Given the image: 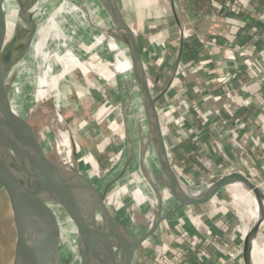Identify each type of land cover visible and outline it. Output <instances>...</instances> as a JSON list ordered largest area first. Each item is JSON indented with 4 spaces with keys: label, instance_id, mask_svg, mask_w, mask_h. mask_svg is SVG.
Wrapping results in <instances>:
<instances>
[{
    "label": "crops",
    "instance_id": "obj_1",
    "mask_svg": "<svg viewBox=\"0 0 264 264\" xmlns=\"http://www.w3.org/2000/svg\"><path fill=\"white\" fill-rule=\"evenodd\" d=\"M117 1L125 20L135 31L144 56L149 80L153 82L152 93L158 96L156 106L170 163L179 178L197 189L202 188L200 185L205 181L210 183L212 177L229 171L261 180L264 80L259 85L256 78L264 75V0H238L241 8L237 14L230 13L226 5L216 7L215 3L192 10L178 0ZM233 23L241 27L233 26ZM254 33L259 36L254 37ZM186 43L192 47L184 53ZM78 82L80 86L85 84L79 74ZM114 84H117L114 78L106 82L93 78V82L84 87L87 99L81 100L83 106L87 103L96 105L95 117L84 125V132L92 142L88 159L104 166L108 159L116 157V162L106 168L109 174L117 169L125 156L129 136L119 96L124 86L115 87V101L107 100L113 98ZM58 92V97L53 94L51 101L55 109L51 121L57 127L62 116L56 100L58 98L59 102L63 95L61 89ZM72 136L70 133L62 141L74 152L80 139ZM120 143H123L122 149H119ZM131 157L127 154L126 163ZM78 160L86 161L83 156ZM186 177L194 184L188 183ZM130 182L125 181L127 188H130ZM108 183L97 187L103 190ZM121 190L123 195L125 191ZM223 195L224 192L211 201L194 206L180 207L177 201L174 202L169 207L174 214L137 249L133 264H157L153 261L155 250L164 259L172 261L182 256V260H186L184 264H243V221L233 206L229 208L225 205L228 203L221 200ZM254 196L253 226L262 215L259 192L254 190ZM134 198L131 193L129 200L132 202L124 209L131 222L132 211L138 208ZM145 201L139 204L143 209L148 203L147 197ZM142 215L146 217L145 213ZM190 217L205 218L208 229H217L221 240L233 242L240 252L238 259L225 262L214 250L203 258L198 242L187 247L175 240L178 229L190 230L200 241L210 237L211 233L199 232L191 224ZM261 219L255 239L264 251V216ZM220 225L221 229L218 228Z\"/></svg>",
    "mask_w": 264,
    "mask_h": 264
},
{
    "label": "water",
    "instance_id": "obj_2",
    "mask_svg": "<svg viewBox=\"0 0 264 264\" xmlns=\"http://www.w3.org/2000/svg\"><path fill=\"white\" fill-rule=\"evenodd\" d=\"M3 2L0 0V184H5L4 172L7 163H11L9 172L14 175L16 180L12 188L17 192L19 198L15 207L10 211L0 197V218L9 223L15 233L13 264H56L50 242L49 227L42 213L41 201L42 191L49 176L50 160L46 155L43 143L28 120L18 113V106L14 102V95L18 94L16 61L21 59L26 51L36 26L32 25L31 28L27 27L23 30L25 38L16 52L17 58L14 59L11 51L13 43L6 32L2 17ZM104 3L110 17L111 31L115 34L113 37L108 36L112 42L113 40L119 41L124 46L132 71L140 84L139 97L145 122V138L157 162L154 171L156 201L154 213L148 226L139 234L131 235L129 229L114 217L106 202V194L116 179L111 180L99 193V188L81 174L77 166H63L55 161L59 167L67 168L82 186L97 194L101 216L104 219L99 227L101 229L113 228L110 232L118 230L120 235L118 251H114L113 244L116 241L114 236L111 240L112 243L107 242L112 244L111 251L109 250L110 257L102 261L105 256L104 253H99V249H103V245L99 244L102 236L89 233L83 227L85 208L80 201L74 217L80 264H133L137 249L156 233L163 221L174 214V211H171V208L166 204L167 191L176 199L180 207H187L211 201L222 192L230 190V187L238 185L250 187L259 192L262 207L261 217L249 233L244 235L242 241V261L243 264H249L250 242L252 238L256 237L261 218L264 216L262 189L258 186L257 181L239 172L220 175L203 189L188 187L179 178L170 163L156 106L158 96L151 91L144 56L139 49L135 31L125 20L117 0H104ZM24 22L30 26L32 19L24 20ZM178 25L181 30L180 23ZM17 31L19 30L17 29ZM68 187L70 184L62 180L55 183L56 192ZM56 192L54 195H57Z\"/></svg>",
    "mask_w": 264,
    "mask_h": 264
},
{
    "label": "bare ground",
    "instance_id": "obj_3",
    "mask_svg": "<svg viewBox=\"0 0 264 264\" xmlns=\"http://www.w3.org/2000/svg\"><path fill=\"white\" fill-rule=\"evenodd\" d=\"M3 1L4 2L2 5V17L6 28V32L11 37V42L13 43L11 51L14 59L17 58L16 52L17 50H19L20 47V39H19L20 32L17 31L14 27L17 25V22L20 20L23 21L24 24H26L21 27L22 30H24L27 27L31 28L32 25H35L39 29H41V31L45 29V25L40 26L41 24L39 23L43 19L45 20L47 19L46 25L48 30L51 29L56 30L57 25L59 22H61V20L64 19L71 20L74 27L77 29V33L76 35H71L69 37L70 39H68V41L66 42V45H64L69 48L64 49L60 53V55L65 57L66 60L71 65L79 61L77 52H71V49L74 48L75 50V48L78 47V44L81 43L82 40L80 39V37L78 38L77 35L82 31H84V29H86L89 34L98 37H101L102 35L106 37H109L108 35H111L113 37V35H115L111 31L110 17L106 10L104 0H3ZM33 8L34 10L35 9L43 10L44 13L33 11ZM28 19H32V23H30V26L27 25L26 22H24V20L27 21ZM94 31H98L99 34H94ZM109 41L110 43H112V46L116 51L118 58V65L120 67L122 66L127 68L128 71V74L127 73L124 74V81H126V87H129L128 96L126 99H124L125 111L123 110V116L127 123L128 133H129L128 142H127L128 146L126 147L125 157L127 159V154L132 155L129 163L125 162L126 163L125 170H123L121 174L118 173L117 175L112 176L110 180L114 179L120 174L119 179L123 181L126 176L133 175L134 172L137 176L134 178L136 180L133 183V185L130 186V188L131 187L137 189L139 188L144 192L147 191L148 186L155 183L154 171L157 162L155 155L152 153V149L146 142V138H145V122H144V117H143L140 97H139L140 84L137 77L132 71L131 63L125 52L124 46L119 41L113 40L112 42L111 39ZM37 47L38 45L36 46V48ZM22 61H23L22 58L16 61L17 64L16 68L22 66ZM54 66L55 64L49 63L48 67H44L42 75L40 76V78H38L37 83L34 85L36 97L37 96L39 97L41 93L44 91L43 84L45 82V78L47 79L49 77L48 73L49 71H52ZM22 70L23 69H21L20 73H22ZM55 73L57 74L56 70ZM57 82L58 79L54 80L53 82L54 91L55 89L57 90ZM57 104H58V98L56 100V105ZM17 108L19 110L18 113L22 115V113L20 112L21 108L20 107ZM45 151L48 159L50 160L49 163L50 170H49V176L46 179L42 191V198H41L42 213L44 214L49 227L50 242L55 255V263L60 264L59 256H61L62 259L64 255L66 256L65 247H64V245L66 244L68 245V250L73 251V253H75V256H77L78 260L76 261V264H80V257L78 255V250H77L76 226L74 221L76 209L80 204L79 203L80 201L82 202L85 208L83 227L86 228L89 233H96L95 235H98L99 237L102 236V239L99 240V244L103 245L102 246L103 249H99V253H104L105 255L104 258H102V261L107 260L110 257L109 250L111 249V245H112V244L110 245L107 242L109 241L110 243H112L111 240L115 236L116 241L113 244L115 247L114 251L117 252L120 247L119 231L114 230L113 233H111L110 231L113 228L109 229L107 227L105 229H101L99 227L100 226L99 224L102 223L104 219L101 216V207L97 198V194L89 190L88 188L82 186V184L79 181H77L74 175L71 172H69L67 168L65 171H63L61 167L55 164V161L48 154V150ZM10 164L11 163H7V167L4 172L5 184L4 183L3 184L8 192V195L11 199L13 206L15 207L19 195L12 188V185H15L16 180L14 178V175L9 172ZM61 180L70 184V187L61 190L59 189L56 192L55 183ZM230 188L231 189L228 190V194L232 197L233 200H235L236 202L238 201V203L242 204L241 209L238 207L239 210L238 209L236 210L243 221V235L248 234L253 227V217L255 212L254 189L242 185L232 186ZM55 192L57 195H54ZM133 194H135V192ZM166 194L168 198L166 204L170 207L174 202H176V199L173 196H171V194L168 193V191ZM134 196L137 197V195ZM155 201L154 203H150V207H152L151 208L152 212L154 211ZM250 243L251 246L249 249V261L251 262V264H264V251L262 247L259 245L258 240L252 238Z\"/></svg>",
    "mask_w": 264,
    "mask_h": 264
},
{
    "label": "trees",
    "instance_id": "obj_4",
    "mask_svg": "<svg viewBox=\"0 0 264 264\" xmlns=\"http://www.w3.org/2000/svg\"><path fill=\"white\" fill-rule=\"evenodd\" d=\"M179 3L189 9L196 10V9H202L207 5H210V3H215L216 7L226 5L230 13L237 14L238 10L241 8V3L238 0H178ZM233 26L241 27L239 24L233 23ZM259 36L258 33H254V37ZM188 43L184 46V53L189 51L192 46H190ZM114 48L110 44H100L94 47L89 52H84L81 48L77 47L72 48L71 52H77L78 54V62L69 65L67 67H62L58 70V73L56 74V77L58 80L60 77H66L68 84H64L61 88L59 87L57 90L63 92L62 98L58 102V109L60 111V114L62 116V122L58 125V135L59 139H65L68 134L72 133V137L74 139L79 136V144L76 146V150L72 152L68 148H66L64 145L59 146L58 150V156H59V163L62 165H71L73 164L75 160V164L81 174L86 176L94 185L99 184H106L110 180V175L106 168L111 167L117 160L116 157H111L107 160L105 165L101 166L96 160L88 159L89 158V148L92 145L90 136L86 134L84 131L86 130L84 128V125L87 124L90 120L93 119L96 115V105L87 103L85 106H83L86 98V95L84 94V87L85 85H88L90 82H93V78L98 77L99 79H102L106 82L111 78H114V80L117 81V84H114V93H112L113 98H108L107 100L112 101V99L116 100V86L121 85L124 83V72L125 67H120L118 65V58L113 53ZM60 63V58L58 60V63ZM196 63V62H194ZM114 73V74H113ZM78 74L81 75L84 79L85 84L80 86L78 82ZM264 75H261L260 77H251L256 78V81L258 84L263 83ZM80 79V77H79ZM111 81V80H110ZM109 81V82H110ZM81 82V79H80ZM150 88L152 91V85L153 82L150 81ZM64 88V89H63ZM59 93V92H58ZM54 94L53 85L51 82H49L45 88V91L38 97H36L38 101L43 100L47 101L51 97V95ZM60 94V93H59ZM111 96V95H110ZM61 97V95H60ZM175 104H178V102H175ZM159 110V109H158ZM111 123V119H109ZM123 148V143H120L119 149ZM85 157L86 161L78 160L80 157ZM206 180V179H205ZM186 181L188 183L194 184V181L191 180L189 177H186ZM209 183L205 181L200 186H207ZM121 188L115 187L112 189V193L108 196H106V201L111 204L112 207H114L118 212L114 213V217L122 224H124L128 229L131 228V225H133V222L129 221L126 217L124 210L120 208L121 204L116 200L119 198L122 194ZM154 192H156L155 186H154ZM152 198V196L149 195V198ZM150 198V199H151ZM192 222L191 224L198 229L199 232L206 231L210 234V237L204 238L201 241L197 240L194 234L190 230H176L178 233V236L175 237V240L180 242L183 245H186L187 247L194 246L197 242L199 243V254L203 258L205 256L210 255L212 250L216 251L217 254H219L220 258L224 260L225 262L229 259H238V256L240 255V252L238 250V247L233 242H227L220 239L219 232H216L217 229L215 228H209L206 226L205 218H189ZM147 223V219L144 215L141 216L140 224ZM138 223L137 227H142ZM221 229L220 227H218ZM233 233L231 231V240L233 241ZM155 249V248H154ZM156 251V250H155ZM154 252L153 254V261L157 262L159 252ZM181 251V250H180ZM183 262V263H182ZM186 263V260H182V256L178 257L175 260H168L163 259L164 264H184ZM227 264V263H226Z\"/></svg>",
    "mask_w": 264,
    "mask_h": 264
},
{
    "label": "rangeland",
    "instance_id": "obj_5",
    "mask_svg": "<svg viewBox=\"0 0 264 264\" xmlns=\"http://www.w3.org/2000/svg\"><path fill=\"white\" fill-rule=\"evenodd\" d=\"M33 11L44 13L43 10H38V9L34 10V8H33ZM46 20L43 19L42 21L39 22L41 24L40 26L45 25V29L43 31H41V29H39L37 26L35 27L32 39L26 51L24 52L23 56L21 57L23 61H22V66L18 68V83H17L18 94L14 95V102L16 103L18 107L21 108L20 112L22 113V116L28 120V122L34 129L35 133L37 134L38 138L46 147V148L44 147L45 150H48V154L50 155V157L54 161L59 162V159H58L59 158L58 156L59 146L60 145L65 146L66 143L65 141H62V139H59L57 126H55V124L51 121V118H53V115L55 114V109L51 103L53 96L51 95L49 100L44 101V102L36 100L37 98L35 96V86L34 85L37 83L38 78H40V76L42 75L44 67H48L49 63L55 64V66L53 67L52 71H49L48 73L49 77L47 79L45 78V82L43 84L44 91L49 82H51L53 85L54 80L58 79L56 77L55 70L58 73V70L60 68L71 65L69 64V62L66 60L65 57L60 55V53L64 49L69 48L64 45H66V42L68 41V39H70L69 37L71 35H76L77 29L74 27L71 20L64 19L58 23L56 30L54 29L48 30L47 25H46L47 23ZM23 25H26V24H24L23 21L20 20L17 22V25L14 27L16 30L18 29L20 31V37H19L20 44L25 38V33L21 28ZM94 34H99V33L98 31H94ZM77 37L78 38L80 37V39L82 40L81 43L78 44V47L81 48L86 53L91 51L94 47L102 43L104 44L109 43L112 46V43H110L109 41L110 40L109 37H106L103 35L101 37H98V36L89 34L86 29H84V31L79 33ZM35 45L36 46L38 45V47L36 48ZM113 53H115V55L117 56L115 50L113 51ZM59 58H60V63L57 64ZM21 69H23L22 73H20ZM124 73L128 74L127 68H125ZM64 84H68L67 78L60 77V79L57 82L58 88L59 87L61 88ZM121 86H124V87H122L120 91L119 90L118 91L120 92L119 96L122 101V113H123V110L125 111L124 99H126L128 96L129 87H126V82L121 84ZM54 92H55L54 95L58 96L59 94L58 90L55 89ZM125 162H126V157L124 156L121 159L117 169H115L113 173L110 175V178L112 176L117 175L118 173L121 174L123 170H125V167H126ZM63 166L76 167V164L75 162H73V164L71 165H63ZM62 170L65 171L66 168H62ZM220 175L221 174L216 175L215 177H212L211 181L217 179ZM136 176L137 175L133 172V175L126 176L123 181L119 179L120 177H118V179H116L117 180L116 183H114V185L110 188V190L106 194V196L110 195L112 193V189H114L115 187L124 189L125 191L124 194L123 195L121 194V196L116 199L121 204L120 208H122L123 210L128 209V207L130 206V203L132 202L131 200H129L131 193L133 194L135 192L134 195H139L137 197L134 196L135 200H133V202H135V205L136 206L138 205V208L135 211H132L131 219H132L133 225H131V228H129L131 235L139 234L140 232L145 230V228L148 226L150 219L152 218L153 213H154V211L152 212V209H151L152 207H150V203H154L156 199V192H154L155 183L148 186L147 191H144V192H141L139 188L137 189L134 187H131V188L126 187L125 181L130 180L131 181L130 185H133V183L136 180L134 179ZM99 191L101 192L100 188H99ZM144 194L148 198V203L146 207H144L143 209L140 205L142 204L141 203L142 201L146 200V197L144 196ZM149 195L152 196V198L150 197L151 199L149 198ZM0 197L3 199V202L5 206L7 207V209L11 211L14 208V206L11 202V199L8 195L6 188L4 187V184H0ZM122 199L125 200V203L122 202L124 201ZM221 200H224V202L228 203L225 205L226 206L228 205L227 207L229 208L233 206L235 210L236 209L239 210V208L241 209L242 207L241 203H238V201L236 202L235 200H233L232 197L226 192H224V195ZM106 202L113 215L114 213L118 212L114 207L111 206L110 203H108V201ZM142 213H145L147 223L140 224ZM138 223L142 225V227L136 228L135 226H138ZM14 240H15V233L11 225L7 223L6 221H4L2 218H0V264H13ZM64 247H65L66 256L64 255L63 259L61 258V256H59L60 264H76V261L78 259H77V256H75V253H73V251L68 250V245L65 244Z\"/></svg>",
    "mask_w": 264,
    "mask_h": 264
},
{
    "label": "built area",
    "instance_id": "obj_6",
    "mask_svg": "<svg viewBox=\"0 0 264 264\" xmlns=\"http://www.w3.org/2000/svg\"><path fill=\"white\" fill-rule=\"evenodd\" d=\"M57 89H58V86H57ZM229 96H231V95H229ZM233 172H237V171H229V172H227V173H225V174H229V173H233ZM261 172H262V174H263V178L261 179V180H258L257 181V183H258V186L262 189V191H263V193H264V165L262 166V168H261ZM221 175H223V174H221ZM211 182V181H210ZM209 185V184H208ZM207 185V186H208ZM188 187H191V188H195L194 186H191V185H187ZM207 186H205V187H207ZM205 187H202V188H199V189H203V188H205ZM185 209H187V208H185ZM163 259H164V256L163 255H161L160 253H159V256H158V260H157V264H164L163 263Z\"/></svg>",
    "mask_w": 264,
    "mask_h": 264
}]
</instances>
